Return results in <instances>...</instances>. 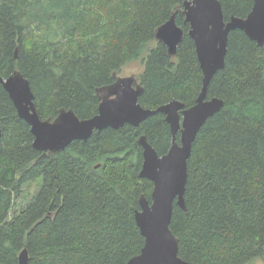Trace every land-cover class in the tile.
<instances>
[{
  "label": "trees",
  "instance_id": "obj_1",
  "mask_svg": "<svg viewBox=\"0 0 264 264\" xmlns=\"http://www.w3.org/2000/svg\"><path fill=\"white\" fill-rule=\"evenodd\" d=\"M186 0H0V75L21 71L42 119L62 108L80 118L98 113L101 94L131 61L142 60L139 102L157 108L174 99L190 107L203 71L185 17L177 54L155 38ZM226 19L245 17L254 0H220ZM225 100L194 141L188 160L187 210L175 203L171 229L179 254L196 264H253L264 258V44L230 33L226 65L208 97ZM0 264H126L145 238L135 211L154 183L142 178L141 135L160 155L172 145L165 115L139 126L95 131L55 153L33 146L0 83ZM180 140V135H178ZM43 183L15 208L28 184Z\"/></svg>",
  "mask_w": 264,
  "mask_h": 264
},
{
  "label": "water",
  "instance_id": "obj_2",
  "mask_svg": "<svg viewBox=\"0 0 264 264\" xmlns=\"http://www.w3.org/2000/svg\"><path fill=\"white\" fill-rule=\"evenodd\" d=\"M177 14L184 16L185 23L189 24V35L195 42L203 71L201 92L190 107L174 99L157 108H146L139 102L144 88L137 77L117 75L101 94L96 115L83 119L73 109L62 108L55 119H42L29 79L19 70L7 77L0 75V83L9 93L18 114L31 126L33 146L44 153L62 150L74 140L86 141L95 131L102 132L108 127L118 129L126 124L139 126L156 113L165 115L172 134V145L167 153L160 155L145 135L139 138L144 157L140 176L153 181L154 188L151 200L143 194L140 207L135 211L145 244L126 264H196L180 256L179 240L171 229V221L175 203L187 210L188 160L197 134L225 105L221 97H208V87L214 75L226 65L229 36L233 30L240 29L259 45L264 44V0H254L247 16L232 15L228 20L220 0H186L183 9L176 11L156 30V40L167 45L171 56L177 54L178 45L185 36L184 28L177 22ZM19 264H29L26 247L20 252Z\"/></svg>",
  "mask_w": 264,
  "mask_h": 264
},
{
  "label": "rangeland",
  "instance_id": "obj_3",
  "mask_svg": "<svg viewBox=\"0 0 264 264\" xmlns=\"http://www.w3.org/2000/svg\"><path fill=\"white\" fill-rule=\"evenodd\" d=\"M144 69L143 61L142 60H133L129 62L117 75L118 76H129L134 75L138 78L141 72ZM43 180L40 178L34 183H30L27 185L25 192L21 198H19L15 203V208L19 209L28 201L32 199V197L36 194V190L38 191V187L42 185ZM253 264H264V258H260L256 260Z\"/></svg>",
  "mask_w": 264,
  "mask_h": 264
},
{
  "label": "bare ground",
  "instance_id": "obj_4",
  "mask_svg": "<svg viewBox=\"0 0 264 264\" xmlns=\"http://www.w3.org/2000/svg\"><path fill=\"white\" fill-rule=\"evenodd\" d=\"M144 159V158H143Z\"/></svg>",
  "mask_w": 264,
  "mask_h": 264
}]
</instances>
